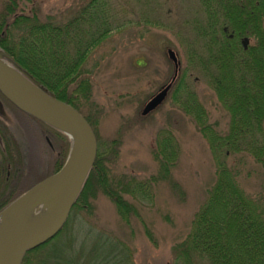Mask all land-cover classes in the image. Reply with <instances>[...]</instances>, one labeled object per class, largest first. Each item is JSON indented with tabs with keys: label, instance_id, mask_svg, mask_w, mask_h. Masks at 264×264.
Masks as SVG:
<instances>
[{
	"label": "trees",
	"instance_id": "trees-1",
	"mask_svg": "<svg viewBox=\"0 0 264 264\" xmlns=\"http://www.w3.org/2000/svg\"><path fill=\"white\" fill-rule=\"evenodd\" d=\"M199 4L194 15L185 20L191 31V37L185 39L189 64L207 79L228 112L229 122L225 134L217 130L190 82L189 69L182 73L179 69L167 96L191 117L208 143L216 169L214 183L195 212L190 231L172 246L173 264H264V194L247 195L237 180V171L227 164L230 154L246 153L264 169V0H199ZM40 15L34 0H4L0 9V51L34 84L76 108L96 135L92 117L81 111L92 92L85 63L91 52L118 29L113 24L116 14L109 0H88L64 22L52 16L42 19ZM243 37L252 40L247 49L242 47ZM0 102L19 120H32L39 126L41 136L51 142L46 146L43 164L47 168L49 159L52 161V168L44 171L25 161L23 143L0 116L1 212L62 167L71 140L19 110L1 93ZM117 145V139H97L96 158L63 228L42 245L29 249L21 264H77L65 253L74 238L69 223L73 215H91L93 200L99 194L113 202L125 223L131 217L137 218L147 237L155 242L136 201L152 202L154 188L161 180L170 181L174 189L180 188L172 179L179 142L170 129L157 132L152 148L157 173L144 179L112 175L107 161L117 154ZM36 170L38 176L30 180ZM49 245L50 250L45 252Z\"/></svg>",
	"mask_w": 264,
	"mask_h": 264
},
{
	"label": "rangeland",
	"instance_id": "rangeland-1",
	"mask_svg": "<svg viewBox=\"0 0 264 264\" xmlns=\"http://www.w3.org/2000/svg\"><path fill=\"white\" fill-rule=\"evenodd\" d=\"M3 1L0 0V9ZM34 1L42 19L52 16L64 22L88 0ZM109 2L116 14L113 24L118 29L86 60L92 92L81 111L92 117L98 141L118 140L117 154L107 161L115 178L129 175L144 179L156 174L158 164L152 156L156 134L160 129H170L180 146L172 169V179L180 188L174 189L170 181L161 180L154 188L152 202L136 201L155 242L147 237L137 218L131 217L125 223L113 202L99 194L93 200L91 215L82 212L72 216L69 226L74 238L65 253L77 264H173L172 246L190 231L194 214L214 183L216 167L207 141L169 95L153 114L141 115L143 105L173 76L167 49L176 52L181 73L189 69L194 90L222 134L227 132L229 115L204 75L189 64L185 39L191 37V31L185 20L198 10L199 0ZM0 116L23 143L25 161L44 171L46 149L51 142L41 136L39 126L32 120H19L1 104ZM51 162L49 159L46 169L52 168ZM227 164L237 171V180L247 195L264 194V169L249 154H230ZM37 176L36 170L30 180ZM43 212L39 210V214ZM50 248L46 246L44 251Z\"/></svg>",
	"mask_w": 264,
	"mask_h": 264
},
{
	"label": "water",
	"instance_id": "water-1",
	"mask_svg": "<svg viewBox=\"0 0 264 264\" xmlns=\"http://www.w3.org/2000/svg\"><path fill=\"white\" fill-rule=\"evenodd\" d=\"M241 44L247 49L248 37H244ZM167 56L174 66L173 76L143 105L142 116L149 115L165 101L179 73L176 52L169 48ZM0 93L19 110L58 129L71 140L62 167L31 186L0 212V224H6V228L0 229V264H21L29 249L42 245L63 228L96 158L97 139L84 115L21 74L2 51ZM37 205L47 210V216L24 222L25 213ZM9 218L11 223L6 221Z\"/></svg>",
	"mask_w": 264,
	"mask_h": 264
},
{
	"label": "bare ground",
	"instance_id": "bare-ground-1",
	"mask_svg": "<svg viewBox=\"0 0 264 264\" xmlns=\"http://www.w3.org/2000/svg\"><path fill=\"white\" fill-rule=\"evenodd\" d=\"M42 209L44 210L43 213L39 214V210ZM48 214L47 210L42 208L41 206L37 205L34 206L33 208L29 209L26 213H25V218H24V222H33L35 220H38L40 218L46 217ZM7 223H11V219H6ZM6 228V224H0V229H4Z\"/></svg>",
	"mask_w": 264,
	"mask_h": 264
},
{
	"label": "flooded vegetation",
	"instance_id": "flooded-vegetation-1",
	"mask_svg": "<svg viewBox=\"0 0 264 264\" xmlns=\"http://www.w3.org/2000/svg\"><path fill=\"white\" fill-rule=\"evenodd\" d=\"M244 38V37H243ZM243 38H241V40L243 39ZM249 39V38H248ZM249 43H250V39H249ZM249 45V44H248ZM171 80V79H170ZM170 82V81H169ZM0 145H1V139H0Z\"/></svg>",
	"mask_w": 264,
	"mask_h": 264
}]
</instances>
